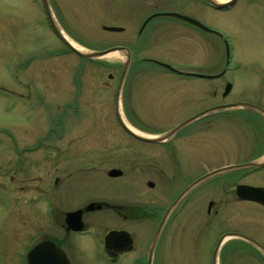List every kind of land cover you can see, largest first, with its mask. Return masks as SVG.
I'll return each mask as SVG.
<instances>
[{
	"label": "rangeland",
	"instance_id": "1",
	"mask_svg": "<svg viewBox=\"0 0 264 264\" xmlns=\"http://www.w3.org/2000/svg\"><path fill=\"white\" fill-rule=\"evenodd\" d=\"M54 1L59 12V14L56 12V15L61 21L66 20L68 33L70 31L75 37L72 39L74 43L79 41L87 47L99 49L115 40H125L129 36V30L121 35L101 30V22L106 24L110 22L108 18L97 16L99 9L95 0ZM122 1L121 4H124L127 0ZM181 11L184 15L195 17L201 23H209L210 15L205 6L185 8ZM141 16L143 15L135 20L134 15H131L135 21L133 25L135 34ZM126 18L130 19L128 13L120 12L115 25L125 26ZM256 18L254 8L239 6L230 13L220 14L218 19L212 20L232 34L233 52L241 65L235 73L236 94L233 92L225 100L251 101L264 106V32L258 28ZM176 26L177 28L169 33L171 35L169 44L172 43V46L166 45V52H162L165 54L166 62L192 65L195 68L190 70L193 71L205 72L206 68L208 72L221 73L224 64L223 47L214 42L215 65L209 68L211 62L208 63L207 56L203 54L208 50L205 41L207 33L198 31V35L194 37L196 44L186 40L184 34L189 32L188 29L177 24ZM68 38L71 40L70 36ZM52 48L57 52L64 47L50 32L40 1L0 0V87H2L0 89V166H6L4 173L3 171L0 173V188L6 190L13 199L5 204L4 194L0 195V264L23 262L25 264L26 252L46 236L50 229L51 231L54 229V233L58 235L64 234L63 229L54 222L57 218L54 219L49 213L53 163L55 166H64L62 164L64 162L68 165V168L64 169V176L71 173L66 193L62 194L61 190V194H57L55 191V197L52 198L56 200L54 205L62 207L65 211L87 202L106 188L122 189L126 186L124 183L128 178L126 171L129 172V165L126 161L131 157L126 154H114V160L106 155L98 158L96 153L98 141H95L94 137L112 133L124 134L117 123L114 110V94L121 71V61L115 60L117 59L115 53L85 61H81L72 53L61 56L47 55L48 49ZM192 49L196 50L197 56L193 54L189 57ZM129 73L134 77L127 78L123 85L120 112L126 123L128 119H132L138 126L147 128L150 132L162 131L211 103L200 96L197 103L180 110L165 107L158 109L152 101L149 102L151 100L149 92H167L169 87L179 88L186 85L201 89L208 85L207 79L171 77L165 70L147 63L133 65ZM109 74L114 78L107 84ZM147 74L150 76L148 77ZM224 81L226 74L212 83L209 81V85H213L217 91L216 100H220ZM229 111L217 112L194 123V128L208 130L197 139V158L194 168L189 169L185 166V161L182 162V177L175 187L177 192L203 172L224 165L242 163L256 153L255 146H250L251 142L247 144L245 141H232L223 136L246 133L243 127L238 125L240 123H234L239 121L241 109ZM236 111L239 115H235L238 116L237 118L232 115L234 120L230 122L229 133V127L225 122H228L227 116ZM248 115L258 121L255 113L251 112ZM208 123L210 125H207ZM3 133L12 134L16 142H12L11 137L9 139L7 136H2ZM83 140H86L85 146H80ZM31 148L36 149V152L24 151ZM16 150L24 152L19 156ZM54 153L56 156L52 158L51 154ZM81 154L83 155L79 160L84 156L86 161L95 159L91 165L87 164L83 169L87 170L94 166L97 169L92 172L101 174L87 179L83 186L79 184V172L82 169L76 164ZM153 155L156 156V153L150 151L145 153V158L151 160L154 158ZM139 162L145 161L139 159ZM111 169L123 170V176L121 178L114 176L110 179L107 173ZM139 171L143 172L141 169ZM139 171H133L138 178ZM240 173L234 171L215 176L207 182L208 185H199L195 193H201L203 188L210 184L216 189L221 183H225V191H234V185L240 182L264 185L262 171L257 175L250 174L243 180L239 179ZM19 185H22L21 190H18ZM75 186H79L82 197L80 193L76 196H80L81 199L76 203L72 200L65 202L66 197H72L77 190ZM135 188L140 190L141 197H148L149 194L156 192V190L149 191L146 185H135ZM131 190L124 187L125 194H133ZM134 190L136 192L137 189ZM159 200L162 201L161 203L165 202L164 197ZM199 202L197 220H188L182 224V228H176L174 221L167 224L159 239L153 264H210L216 241L220 235L229 231L242 232L264 244V208L256 204H238L230 201L228 209L225 212L219 211L210 224L204 222L206 203L201 200ZM103 215H106L105 212L93 211L87 213L86 218L96 220L97 225L103 226V230L116 223L109 219L107 221ZM157 223L158 221L153 222L148 230L140 222V226L144 229L141 233H136V240L143 248V251H139L142 256L145 255L147 244ZM69 245L75 247L76 251H82V261H94L96 249L90 238L73 235ZM244 245H247L248 252L242 255H240L242 250L233 253L234 250H238L237 247ZM69 250L72 253L71 248ZM249 252H252V249L243 240L227 239L220 247L219 264H258L259 259ZM74 256L77 258V254Z\"/></svg>",
	"mask_w": 264,
	"mask_h": 264
},
{
	"label": "flooded vegetation",
	"instance_id": "2",
	"mask_svg": "<svg viewBox=\"0 0 264 264\" xmlns=\"http://www.w3.org/2000/svg\"><path fill=\"white\" fill-rule=\"evenodd\" d=\"M32 1H40V0H32ZM50 11L52 13V16L54 18L55 23L59 27L62 34L66 37V35L71 37V40L75 38L71 35L70 31L68 33V26L65 21H61V18H58L56 15L57 6L54 0H47ZM111 2L112 4H109ZM122 0H95V4L97 5L98 14L97 16L107 19L110 22V24H106L104 22H101V30L105 31L106 33H113V34H123L127 30H129V36L125 38V40H115L114 42L108 43L105 46L94 49L87 47L85 44H82L81 42L77 41L75 42L80 47L87 48L90 50H103L109 47H121L126 48L128 50V54L130 57V64L127 70V73L125 74L122 84H121V91L120 96L122 94L123 85L127 81V78L134 77L132 73H129L131 71V67L136 64H152L157 66L160 69L165 70L169 76L180 78V77H191V78H200V79H207L208 85L205 87H202L201 89H198L197 87H169V91H151L149 92L150 95V103L154 104V106H157L158 109H161L165 107L166 109H176L180 110L183 108L188 107L189 105L192 106L194 103H197L199 97H205L207 100H209L211 103L207 105L206 107H203L201 110H204L206 108L214 107V106H222V105H232L234 103L243 102V100H233V101H226L231 94H236L235 90V73L241 68V65L238 63V61L235 58L234 52H233V38L232 34L227 31V29L223 26L216 25L217 22L213 21L212 19H218V15L220 14H226L230 13L233 9L238 8L239 6L242 8H254L256 11V24L259 26L258 28L264 32V0H127L124 4ZM99 5V6H98ZM206 7L209 11V23L204 24L206 25L210 30L204 31L197 27L194 23L181 18L179 16H176L174 14L186 16L190 19L197 20L195 17H190L187 15H184L181 10L185 8H200ZM103 11L104 14H103ZM120 12L125 13L127 12L130 16L129 18H126L127 23L125 26H118L115 25V22L117 21V17L119 16ZM107 13V14H106ZM134 15V19L141 16V20L137 27L136 34L133 32V25L134 22L131 18V15ZM58 18V19H57ZM69 18V17H68ZM64 19H66L64 17ZM199 21V20H197ZM200 22V21H199ZM177 25L185 27V29H188V33L185 32L184 36L186 40H190L196 43V40L194 37L198 35V31L201 33H207V36L205 38V41L207 42V52H203L205 56H207L208 63L211 62V64L208 65L210 68L211 66L215 65L214 63V42L219 43L224 50L223 58H224V64L223 69L221 73H215V72H208V69H204L203 71H193L190 69H194V66L189 65H178L175 63H169L166 62V59H164V55L162 52H166L165 46H172L169 42L171 35L169 33H172L173 30L177 28ZM48 25V23H47ZM67 26V27H66ZM49 28V26H48ZM149 28V29H148ZM148 29V30H147ZM52 35L63 45L65 48H61V50H58L57 52L52 49H48L47 55L51 56H61L65 55L67 53H72L77 55L75 52L70 50L60 39L58 36H56L55 33L51 31ZM65 31V32H64ZM64 32V33H63ZM68 36V37H69ZM66 37V38H68ZM197 44V43H196ZM199 44V43H198ZM193 44H191V48ZM196 49V48H195ZM192 49L191 53L189 54V57H192L196 54V50ZM203 49V48H202ZM117 55V62L121 61V70L123 68V61H124V52H116ZM203 55V56H204ZM81 61H85L87 59H82L79 55H77ZM107 56V55H106ZM34 57V55H32ZM160 63H164L169 65V67L161 66ZM135 74V73H134ZM202 75L201 77L198 75ZM226 74V81H224V85L222 87V90L220 92V100H216L217 97V91L213 85H209V81L212 83L216 79L220 78L222 75ZM148 75V74H147ZM120 76L121 71L118 75L116 89L120 82ZM150 75H148L149 77ZM108 83L112 81L114 78L113 75L109 74L108 76ZM20 82V80H19ZM152 82V81H151ZM21 83V82H20ZM153 83V82H152ZM2 89V87H0ZM167 89V88H166ZM175 89V90H174ZM115 94H114V110H115ZM238 94V92H237ZM165 98V100H164ZM247 102V101H245ZM248 103H251L253 105H256L264 110V106L261 104H258L256 102L249 101ZM120 104V99H119ZM156 104V105H155ZM241 109V114L238 117L239 121L234 122L240 126L243 127L244 132L246 133H234L229 135H223L226 136V139H231L232 141H245L251 142L250 146L254 145L256 148V153L252 155L253 157H249L246 161L242 162H248L256 159H260L264 157V113L261 111H257L248 107H240V106H233V107H227L223 109H218L216 111L210 112L207 115L203 117H207L210 115H213L220 111H229V110H238ZM200 110V111H201ZM247 111V112H246ZM230 112V111H229ZM255 113L258 116V121L251 119V117L248 115L249 113ZM194 114V113H193ZM193 114H190L186 116L184 119L180 120L179 122H176L175 124L171 125L168 128L163 129L162 131H152L150 132L147 128H142L137 125L132 119L127 120V124L130 128L134 129L135 131L146 133V134H160L163 133L170 128L178 125L185 119L189 118ZM116 115V113H115ZM236 117L235 115H239V112H232L229 116H227V121L225 122L228 128V132L231 131V124L232 120ZM200 117L197 120L203 118ZM232 117V118H231ZM236 117V118H237ZM117 123L119 127L123 130L124 134H117L112 133L105 136H94L96 138L95 141H98L96 150L97 157L102 158L104 155L111 158V160H114L115 157H113L114 154H126L127 156L131 157L126 163L129 165L128 169L129 172L126 171V180L125 185L126 189H132L131 191L134 192L133 194H125L124 193V187L122 189H118L116 187H113V189L106 188L105 190H101L100 193L95 194V197H92L91 199H88L87 202L78 204L74 209L68 211L64 210L62 207H59L58 205H54V202L56 200H53L52 198L55 197V191L57 194H62L63 192L66 193V190L68 188L69 179L71 178V173L67 174V176H64V169L68 168V165H66L64 162V166L57 165L53 163L52 169H53V176H52V186L50 190V199H49V205H50V215L56 220L55 224L57 226H60L63 229L64 234L58 235L54 233V229L51 231V229L46 233V236H43L41 240L37 241L27 252L25 255V264H30L28 261V252L37 244L42 242H48L46 247H44L40 252L39 255H46L48 257H51L48 262H35L33 264H148V252H149V246L152 240V236L156 231V228L158 226V223L160 222L161 218L163 217L166 209L170 206L172 201L175 199V197L191 182H193L195 179L199 178L200 176L212 171L209 170L207 172L201 173L199 176L195 177L193 180L188 182L179 192L176 191V185L179 183L180 177H182V162L185 161V166L187 168H194V164L196 162L197 158V139L200 137L201 134L206 133L207 130L204 129H198L194 128V123L197 120L192 121L187 126L182 128L180 131H178L176 134H174L170 139L154 143V142H146L143 140H140L133 135L127 133L123 127L120 125L119 120L116 116ZM237 121V120H235ZM235 124V125H236ZM207 125H210L208 123ZM233 125V126H235ZM15 128H17L15 126ZM232 131H234L232 129ZM227 132V133H228ZM2 136H7L8 138L11 137L12 142H16V139L13 138L12 134L3 133ZM105 137V138H103ZM103 138V139H102ZM87 140V139H86ZM86 140H83L80 146H85ZM104 140V141H103ZM3 141V140H2ZM91 141V140H90ZM253 143V144H252ZM16 145V143H15ZM248 147V145H247ZM28 152H36V149L31 148L30 150H24ZM23 150L15 151L17 155L21 156V154L24 152ZM150 151H154L156 153V156H154L153 159L150 160V158H145V153H148ZM84 152V150H83ZM68 154V152H67ZM83 154L78 156V160L76 161V164L80 166L82 171L79 172V184L81 186L85 185L87 182V179H92L94 176H98L101 174H97V172H92L93 170H96L97 167H90V168L83 169L85 166L91 165L94 162V158L90 161H86L85 156L82 160H79V158L82 157ZM55 153L51 154L52 158H55ZM108 158V159H110ZM135 158V159H132ZM68 159V155H67ZM139 159L145 161L143 163L139 162ZM145 159V160H144ZM147 160H150V162H147ZM21 162V161H20ZM188 162V164H186ZM61 168V169H60ZM6 169L5 167L0 166V173ZM143 170V172H140L139 170ZM138 170L140 177L133 174V171ZM241 173L239 174V179L243 180L245 177H247L250 174H254L260 171L264 173V164L255 167V168H242L240 170ZM234 172V171H230ZM228 173V172H224ZM222 174V173H220ZM220 174L214 175L212 177H209L202 182H200L197 186L193 187L171 210L169 213L161 231L158 236L153 255L152 260L150 264H153L154 256L156 253V249L158 246L159 239L164 231V229L167 227V224L171 221H174L176 224V228H182V224L188 222V220H197L199 209L198 204L200 203L199 200L204 201L205 204V219L204 222L212 223L213 220L218 215L219 211L228 209L227 207L230 206L231 202L233 201L235 203H251L256 204L260 206L261 208H264V205H261L259 203L250 202L246 200L240 199L236 195V185L238 184H245V185H252L248 184L246 182H240L238 184L234 185V191H225V183H221L219 186H217L216 189H214V186L210 184V186H207L203 188V191L201 193H195L196 188H198L199 185H208L207 183L211 178H214L215 176H218ZM108 175V173H107ZM255 175V176H256ZM109 176V175H108ZM123 176V170H120V174H118L114 178H121ZM110 179H112V176ZM10 179H13V177H10ZM260 179V178H259ZM264 179V177H262ZM76 182H74L75 184ZM135 185H146L149 191H154V194L150 195L148 197H141L140 190L138 188H135ZM255 187H262L264 188V185H252ZM76 191L72 194V197L68 196L64 200L65 202H68V200H72L74 203L79 201L81 199V193L79 190V186H75ZM18 190L22 189V185L18 186ZM175 188V189H174ZM134 189H137L136 192ZM214 189V190H213ZM2 193L0 192V195H3L5 198V204H8V200H13L11 195L7 193L6 190L1 189ZM177 192V193H176ZM78 193L81 196H76ZM104 194V195H103ZM217 194V196H214ZM62 196V195H61ZM161 197L165 198V202L161 203L159 199ZM59 198V197H58ZM57 198V199H58ZM56 199V198H55ZM63 199V197H62ZM202 202V203H204ZM53 203V205H52ZM93 203L95 205H99L100 209L95 211H102L105 212V217L108 221V219L112 222L115 221L116 223L113 224L111 227H107L104 230L102 229L103 226L97 225L96 220H88L87 213H91L93 211H86L85 207L89 204ZM72 211H80V223L83 226V229L80 231H74L72 229V226L77 225L76 224V218L73 217V219L69 222L66 220V213L72 212ZM85 218V219H84ZM158 221L155 230L147 244L145 255L142 256L139 251L143 248L137 244L136 240V233H141V231L144 229L142 226H140V222H142V225H145L146 229H150V226L153 222ZM137 229V230H134ZM175 229V228H174ZM140 230V232H138ZM230 232V231H229ZM236 232V231H231ZM242 233V232H240ZM77 235L79 237H88L95 245L96 251L94 252V261L93 262H84L81 260V257H83L82 251H76L75 247H72L69 245L72 236ZM242 240V239H241ZM257 240V239H256ZM263 247L264 244L257 240ZM245 244H248L252 252L255 255L257 259H259L258 264H264V255L262 252L255 247L254 245L250 244L249 242H246L243 240ZM72 250V253L70 252V249ZM214 248V247H213ZM238 250H234L233 253H237L238 251L242 250L243 253L248 252L247 245L239 246L237 247ZM255 251V252H254ZM56 253H59L63 255L67 263L61 262L58 260V257L55 256ZM74 254H77V258L74 256ZM219 255L218 254V264H219ZM244 258V257H243ZM21 264H24L21 263ZM212 264V262H210ZM224 264V263H221ZM228 264V263H227ZM231 264V263H230Z\"/></svg>",
	"mask_w": 264,
	"mask_h": 264
},
{
	"label": "water",
	"instance_id": "3",
	"mask_svg": "<svg viewBox=\"0 0 264 264\" xmlns=\"http://www.w3.org/2000/svg\"><path fill=\"white\" fill-rule=\"evenodd\" d=\"M44 10L46 12V15L48 17L49 23L51 25V27L53 28L54 33L56 34V36L59 37V39L73 52H75L77 55H79L82 59H95V58H100L103 56H106L107 54L110 53H116V52H124V61H123V68L121 70V76H120V82L119 85L117 87L116 90V94H115V113L116 116L119 120L120 125L123 127V129L133 135L134 137L146 141V142H154V143H159L165 140L170 139L174 134H176L178 131H180L182 128H184L185 126H187L189 123H191L194 120H197L200 117H203L205 115H207L210 112L216 111L218 109H223V108H227V107H233V106H240V107H248L257 111H261L264 113V110L261 109L260 107L253 105L251 103L248 102H238V103H234L232 105H222V106H214V107H210V108H206L204 110H201L195 114H193L192 116H190L189 118L185 119L184 121H182L181 123H179L178 125L170 128L169 130L160 133V134H156V135H152V134H146V133H141L138 131H135L134 129L130 128L129 125L125 122L124 118L122 117V114L120 112V105H119V99H120V89H121V84L123 81V78L125 76V74L127 73L129 64H130V57H129V52L126 48H121V47H109L103 50H90L87 48H83L80 47L77 44L72 43L69 39H67L62 32L60 31L59 27L57 26V24L54 21V18L52 16V13L50 11V7L48 4L47 0H41ZM211 1V0H208ZM176 16H179L181 18H184L192 23H194L195 25H197L198 27H200L203 30H208V28L204 25H202L201 23L197 22L196 20L190 19L186 16H182V15H178V14H174ZM161 66L164 67H169V65L164 64V63H160ZM198 75V74H195ZM198 76H202V75H198ZM264 164V157L260 158V159H256V160H252V161H248L245 163H238V164H231V165H226V166H222L220 168L214 169L202 176H200L199 178L195 179L193 182H191L190 184H188L176 197L175 199L172 201V203L170 204V206L166 209L163 217L161 218L160 222L158 223V226L156 228L155 233L152 236V240L149 246V252H148V264L151 263L152 260V255H153V251L158 239V236L160 234V231L169 215V213L171 212V210L174 208V206L195 186H197L200 182H202L203 180L212 177L214 175L220 174V173H224V172H228V171H234V170H240L242 168H255V167H259L261 165ZM118 174H120V171L117 169H111L110 171H108V175L109 176H117ZM236 195L243 200H248V201H254V202H260L262 204H264V188L262 187H254V186H249V185H243V184H239L236 186ZM95 209H100L99 205H95L93 203L87 205L85 207L86 211H91V210H95ZM78 213V215H77ZM80 211L78 212H71V213H66V220L67 222L71 221L73 219V217H75L77 215L76 220V224L78 223V221H80ZM70 219V220H69ZM79 227L76 226H72V229L76 230ZM229 238H239L242 240H245L247 242H249L250 244L254 245L255 247H257L262 254L264 255V247L255 239L239 233V232H226L224 234H222L214 249H213V253H212V259L211 262L212 264H218V252L220 249V246L222 244V242L226 239ZM48 242H42L37 244L36 246H34L30 252L28 253V261L30 264H33L35 262L39 263V262H48L50 260L51 257H48L46 255H39V252L46 247L45 245H47ZM56 257H58V260L61 262H65L67 263L66 258L59 254L56 253L55 254Z\"/></svg>",
	"mask_w": 264,
	"mask_h": 264
},
{
	"label": "bare ground",
	"instance_id": "4",
	"mask_svg": "<svg viewBox=\"0 0 264 264\" xmlns=\"http://www.w3.org/2000/svg\"><path fill=\"white\" fill-rule=\"evenodd\" d=\"M110 56H111V54H110Z\"/></svg>",
	"mask_w": 264,
	"mask_h": 264
}]
</instances>
